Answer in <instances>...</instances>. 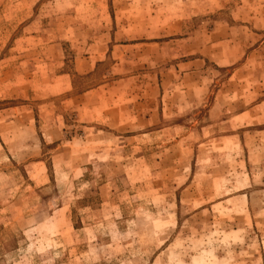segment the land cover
Returning a JSON list of instances; mask_svg holds the SVG:
<instances>
[{
    "label": "rangeland",
    "instance_id": "1",
    "mask_svg": "<svg viewBox=\"0 0 264 264\" xmlns=\"http://www.w3.org/2000/svg\"><path fill=\"white\" fill-rule=\"evenodd\" d=\"M0 264H264V0H0Z\"/></svg>",
    "mask_w": 264,
    "mask_h": 264
}]
</instances>
